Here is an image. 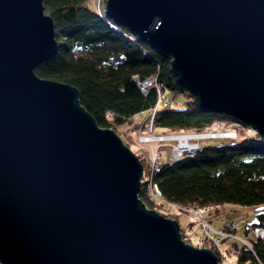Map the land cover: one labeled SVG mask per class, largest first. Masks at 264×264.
Returning <instances> with one entry per match:
<instances>
[{
	"label": "water",
	"instance_id": "1",
	"mask_svg": "<svg viewBox=\"0 0 264 264\" xmlns=\"http://www.w3.org/2000/svg\"><path fill=\"white\" fill-rule=\"evenodd\" d=\"M103 12L169 59L202 108L264 138V0H105ZM58 49L43 0H0V264H220L138 198L139 158L78 89L35 74Z\"/></svg>",
	"mask_w": 264,
	"mask_h": 264
},
{
	"label": "trees",
	"instance_id": "2",
	"mask_svg": "<svg viewBox=\"0 0 264 264\" xmlns=\"http://www.w3.org/2000/svg\"><path fill=\"white\" fill-rule=\"evenodd\" d=\"M92 1L43 0L45 13L54 21L59 49L51 59L35 67L37 76L76 87L79 103L97 125L115 132L116 127L124 128L128 119L134 120L136 114H147L157 102L155 90L147 95L139 91L134 75H155L168 93L188 96L182 108L159 110L155 131L198 130L221 116L202 108L178 83L169 59L103 11L99 15L90 7ZM107 111L113 113L111 118ZM153 182L167 201L179 205L203 208L230 203L251 207L255 216L252 224L264 227V138L259 135L206 144L192 156L163 165ZM139 198L147 208L154 209L146 187H141ZM188 225L190 229L194 227L193 222L188 221ZM180 232L187 241L190 231L180 225ZM248 241L249 247L236 245V264H264V241L254 235H248Z\"/></svg>",
	"mask_w": 264,
	"mask_h": 264
},
{
	"label": "built area",
	"instance_id": "3",
	"mask_svg": "<svg viewBox=\"0 0 264 264\" xmlns=\"http://www.w3.org/2000/svg\"><path fill=\"white\" fill-rule=\"evenodd\" d=\"M132 79L135 81L136 86L140 88V91L143 95L145 92L151 90H155L157 93V105L150 108L146 116L142 119L141 126L144 125L145 128L138 135L137 144L149 143L150 146L152 144L158 145L155 150L153 149L151 151V163L148 166V172H142V176L140 179L141 187L143 186L147 188L150 198L157 205H175L176 207L183 209L184 213L198 222L196 223L197 228L200 229V231H202L203 233H206L207 235L212 234L217 240H220V238L227 236L226 228L224 226L218 230H214V228L212 229V227L204 220L203 211H211L215 208V206L208 205L203 208L196 206L185 207L177 203L167 201L163 197L157 185L153 182V176L162 169L163 165L172 164L184 157L192 156L199 152L203 148L201 144V141L203 140L212 138L215 140L231 139L233 141H237L238 135L236 134L237 131L235 130V127L233 128L227 125L223 127V120L219 118L218 120H215L211 125L198 130H191V132L169 134L165 132L156 133V131L154 130V121L159 110L161 108H172L175 105L174 100L168 96L167 90L165 89L163 84H160L157 81L155 75L147 76L144 78H140L137 75H134ZM107 116L108 118H111L113 116V113L108 111ZM164 149H166V154H164ZM246 229L254 232L257 236L264 238V230L259 227L251 228L249 226H246Z\"/></svg>",
	"mask_w": 264,
	"mask_h": 264
},
{
	"label": "rangeland",
	"instance_id": "4",
	"mask_svg": "<svg viewBox=\"0 0 264 264\" xmlns=\"http://www.w3.org/2000/svg\"><path fill=\"white\" fill-rule=\"evenodd\" d=\"M105 0H93L90 3V7L95 9L97 13L100 15L101 11H103ZM111 25V24H110ZM112 26V25H111ZM169 97H171L174 100L175 105L172 107V109L176 108H182L185 104V102L188 100V96L184 93L180 92H169L167 93ZM145 113H139L134 116L133 118H130L125 123V127H116V133L120 136L123 143L136 155L138 158L143 160L144 165L143 166V172H148V166L151 163L150 157H151V151L156 149L158 145L152 144L150 146L149 143L145 144H137L138 143V135L140 132L143 131L145 128L144 125L141 126L142 119L145 117ZM221 118L223 120V127L225 125L230 127H235V130L237 131L236 134L238 135V140H241L245 137H255V135H258L255 131H253L248 125H243L244 123L236 120L231 119L226 116H219L216 120ZM136 120V121H135ZM239 123H238V122ZM141 126V127H140ZM155 130V129H154ZM160 131L156 130V133H159ZM167 134L169 133H185V132H191V130H182V131H163ZM145 133V132H144ZM233 141L231 139H216V140H203L202 143H207L209 145H218L222 142H228ZM166 154V149H164ZM141 162V161H140ZM142 164V163H141ZM149 175V174H148ZM154 210L155 212L159 213L160 215L171 218L173 220H176L179 222V225H181L182 228H186L188 231H190V235L187 236V241H184L188 244H190L193 247L198 248H207L210 249L218 258V262L220 264H236V254L235 251L232 248L231 242L228 238L217 240L215 236L212 234L207 235L206 233H202L200 229L197 228V225L194 223V227L190 229V225H188V220L191 221L190 217L183 212V209L176 207L175 205H157L154 203ZM183 206V205H182ZM187 207V206H185ZM151 209V208H150ZM227 211V213H225ZM173 212H182V215L180 214H174ZM210 215H212V225L214 226V230H218L221 227H223L222 224L228 221L229 219H235V220H241L243 216H247L249 221H253L255 219L254 211L251 207H243V206H236L230 203L223 204L220 206H215L213 210L210 211ZM224 212V213H223ZM192 222V221H191ZM216 227V228H215ZM237 235L245 236V232L242 228L234 232ZM182 238V236H181ZM183 240V238H182ZM233 250V251H232Z\"/></svg>",
	"mask_w": 264,
	"mask_h": 264
},
{
	"label": "bare ground",
	"instance_id": "5",
	"mask_svg": "<svg viewBox=\"0 0 264 264\" xmlns=\"http://www.w3.org/2000/svg\"><path fill=\"white\" fill-rule=\"evenodd\" d=\"M138 89L140 91V88H138ZM148 93H149V91L148 92H145L144 95H147ZM156 105H157V102L155 103L154 106H156ZM206 140H215V139L209 138V139H206ZM201 144H202V146H204L207 143H202V141H201ZM138 198H139V194H138ZM172 203H174V202H172ZM173 213L174 214H180V215H182V212H173ZM210 213L211 212L208 211V210L207 211H203V217H204V220L206 221V223L209 224L212 227V229H213L214 226L211 223V221H212V215H210ZM225 213H227V211H225ZM190 219H191V221L193 223H195V224L198 223L195 219H193L191 217H190ZM226 219H225V223L222 224V225L226 228L227 236H224V237H222L220 239L228 238L230 240V242H231V245H232V248L231 249H233L234 251L236 250V245L239 244V243L240 244H244L246 247H249L248 246L249 245L248 235H254L255 237H257L260 240L264 241V238H261V237L257 236L254 232H251V231H249V230L246 229V226H249L251 228L259 227V228H261V229L264 230V227L263 226H259V225L252 224V221H249L248 218H247V216H243L241 218V220H239V221L238 220H235V219H229V218H228V221H226ZM188 221L191 222L190 220H188ZM240 228H242L244 230L245 236L237 235V234L234 233L235 231L239 230Z\"/></svg>",
	"mask_w": 264,
	"mask_h": 264
}]
</instances>
